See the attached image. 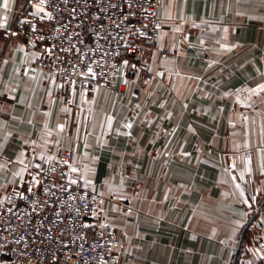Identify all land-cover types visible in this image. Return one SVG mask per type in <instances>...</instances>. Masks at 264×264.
I'll return each mask as SVG.
<instances>
[{"label": "crops", "instance_id": "0c3cea01", "mask_svg": "<svg viewBox=\"0 0 264 264\" xmlns=\"http://www.w3.org/2000/svg\"><path fill=\"white\" fill-rule=\"evenodd\" d=\"M27 1L0 0V197L73 150L71 179L102 198L90 223L115 229L122 264L258 262L264 0H164L155 49L120 61L118 91L70 103L57 79L21 73L41 56L7 35Z\"/></svg>", "mask_w": 264, "mask_h": 264}, {"label": "built area", "instance_id": "2783aa9c", "mask_svg": "<svg viewBox=\"0 0 264 264\" xmlns=\"http://www.w3.org/2000/svg\"><path fill=\"white\" fill-rule=\"evenodd\" d=\"M164 0H28L9 34L41 53L23 75L42 71L60 82L71 102L74 91H118L120 61L156 47ZM43 11L37 12V8ZM156 74L140 75L145 86ZM123 93V91H120ZM76 154L62 149L26 188L0 197V253L11 264H122V246L111 226L90 223L102 198L86 186L83 172L70 169ZM264 264V240L256 237Z\"/></svg>", "mask_w": 264, "mask_h": 264}, {"label": "water", "instance_id": "95a60500", "mask_svg": "<svg viewBox=\"0 0 264 264\" xmlns=\"http://www.w3.org/2000/svg\"><path fill=\"white\" fill-rule=\"evenodd\" d=\"M256 219V216L252 219V221H251V223L247 226V228H246V230H245V233L244 234H246L247 233V231L249 230V228H250V226H251V224H252V222L254 221Z\"/></svg>", "mask_w": 264, "mask_h": 264}, {"label": "snow or ice", "instance_id": "6c2138e0", "mask_svg": "<svg viewBox=\"0 0 264 264\" xmlns=\"http://www.w3.org/2000/svg\"><path fill=\"white\" fill-rule=\"evenodd\" d=\"M5 7H7V0H5ZM37 11H43V9L38 7ZM0 27H3V25H0Z\"/></svg>", "mask_w": 264, "mask_h": 264}]
</instances>
